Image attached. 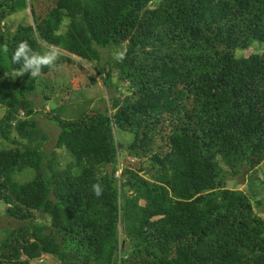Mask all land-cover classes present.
I'll return each instance as SVG.
<instances>
[{
	"label": "trees",
	"instance_id": "obj_1",
	"mask_svg": "<svg viewBox=\"0 0 264 264\" xmlns=\"http://www.w3.org/2000/svg\"><path fill=\"white\" fill-rule=\"evenodd\" d=\"M27 9L32 22L13 30ZM21 41L86 60L125 91L74 119L53 108L49 151L30 98L41 75L12 76ZM4 45L0 200L20 225L0 232V264H264L261 202L224 169L255 178L264 163V0H0ZM64 63L76 60L62 53L42 73Z\"/></svg>",
	"mask_w": 264,
	"mask_h": 264
},
{
	"label": "rangeland",
	"instance_id": "obj_2",
	"mask_svg": "<svg viewBox=\"0 0 264 264\" xmlns=\"http://www.w3.org/2000/svg\"><path fill=\"white\" fill-rule=\"evenodd\" d=\"M31 17L30 9L15 14L11 18L13 30L21 23L27 24L32 22ZM48 49H56V47L44 44L42 52ZM60 52L61 54L63 53L71 56L76 60V63H64L60 66L53 67V69L46 74L41 72L40 84L36 91L30 95V98H32L36 105V109L39 110L36 119L50 135L48 142L45 143V149L49 151L54 148L59 133V128L49 120V117L52 115L50 111L53 110V108L64 105V111L62 112L63 117L66 119H74L89 109L104 111L109 107V99L116 96L117 93L122 95L125 91L123 88L116 90L107 89L101 76L94 70V64L63 51ZM102 52L104 54L103 58H108V51L103 50ZM249 53V50L244 52L245 55H249ZM59 58L60 56L56 61H58ZM44 92L50 97V101L45 99ZM2 115L3 111L0 109V116ZM116 134L123 143H128L133 140L130 133L122 130H117ZM57 151L60 154L62 164L65 165L71 158L64 149H57ZM126 159L127 161H136V158L131 154L128 155ZM123 164L124 161L120 163V167H123ZM224 169L226 170L225 173L227 175L228 186L255 194V202H261V205L256 208V210L264 217V163L258 168V176L255 178H251L249 174L233 176L230 174L229 168L225 166ZM119 174L120 170L116 175L118 176ZM27 178L26 175H23L22 180ZM4 207V202L0 200V232L2 235L4 234L3 230L7 227L20 225L17 221L9 219L5 213L2 212ZM33 264H58V261L52 257L44 256L42 260L34 261Z\"/></svg>",
	"mask_w": 264,
	"mask_h": 264
},
{
	"label": "clouds",
	"instance_id": "obj_3",
	"mask_svg": "<svg viewBox=\"0 0 264 264\" xmlns=\"http://www.w3.org/2000/svg\"><path fill=\"white\" fill-rule=\"evenodd\" d=\"M0 51L7 53L9 51L6 45L0 47ZM61 55L59 49H48L44 52L34 50L27 41H21L17 44L11 54V62L19 65L12 73L14 78L30 74L31 78H37L41 75L42 69L53 65ZM127 55V48L121 47L115 54V59L123 61ZM92 191L96 197L103 194L102 185L97 182L92 185ZM44 258V256H43Z\"/></svg>",
	"mask_w": 264,
	"mask_h": 264
},
{
	"label": "water",
	"instance_id": "obj_4",
	"mask_svg": "<svg viewBox=\"0 0 264 264\" xmlns=\"http://www.w3.org/2000/svg\"><path fill=\"white\" fill-rule=\"evenodd\" d=\"M118 83H120V81L118 80Z\"/></svg>",
	"mask_w": 264,
	"mask_h": 264
}]
</instances>
